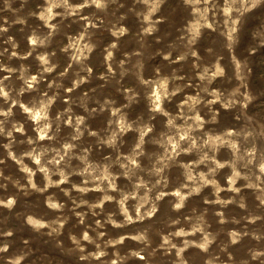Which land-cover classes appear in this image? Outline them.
Listing matches in <instances>:
<instances>
[{"label": "rangeland", "instance_id": "1", "mask_svg": "<svg viewBox=\"0 0 264 264\" xmlns=\"http://www.w3.org/2000/svg\"><path fill=\"white\" fill-rule=\"evenodd\" d=\"M0 264H264V0H0Z\"/></svg>", "mask_w": 264, "mask_h": 264}]
</instances>
